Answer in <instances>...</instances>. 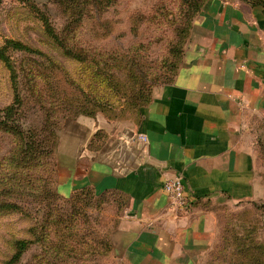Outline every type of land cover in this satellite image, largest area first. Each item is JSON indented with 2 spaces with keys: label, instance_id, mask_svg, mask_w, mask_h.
Segmentation results:
<instances>
[{
  "label": "rangeland",
  "instance_id": "rangeland-1",
  "mask_svg": "<svg viewBox=\"0 0 264 264\" xmlns=\"http://www.w3.org/2000/svg\"><path fill=\"white\" fill-rule=\"evenodd\" d=\"M207 1L0 0V111L17 98L0 115V264H121L94 242L115 210L77 194L57 153L66 137L84 140L79 122L137 120L144 98L177 78ZM239 215L264 243L252 209L224 214L203 264H236L222 248Z\"/></svg>",
  "mask_w": 264,
  "mask_h": 264
},
{
  "label": "crops",
  "instance_id": "crops-1",
  "mask_svg": "<svg viewBox=\"0 0 264 264\" xmlns=\"http://www.w3.org/2000/svg\"><path fill=\"white\" fill-rule=\"evenodd\" d=\"M250 1L208 0L177 78L137 120L79 122L84 140L66 137L57 153L69 185L121 206L108 235L113 261L203 264L224 214L264 208V0ZM174 178L184 209L162 188Z\"/></svg>",
  "mask_w": 264,
  "mask_h": 264
},
{
  "label": "trees",
  "instance_id": "trees-1",
  "mask_svg": "<svg viewBox=\"0 0 264 264\" xmlns=\"http://www.w3.org/2000/svg\"><path fill=\"white\" fill-rule=\"evenodd\" d=\"M250 2L254 3L256 2V0H251ZM16 49L21 50L22 47H19L16 45L15 47ZM0 58L2 59L3 62L6 63V59L2 56H0ZM150 98L149 96L145 97L144 100L141 102V106L142 108L145 107L146 105L149 104L150 102ZM17 102V98H15L14 103L11 105V107H8L2 111H0V115H3V118L7 117L10 113H12V111L14 110V106ZM140 113V111H138ZM138 113V114H139ZM96 137H100L98 135V133L96 134ZM33 145L35 144V146H38V142L36 143H32ZM91 189H82L79 190L77 194H83V193H88L91 192ZM94 191H92V194L94 195V199H92V201L89 203V205H94V206H102L103 204H107L106 201H109L111 207L115 210V215H117V208L118 210L121 209V206L119 205V207H117L118 205H115L112 203V200H114L115 202H117L114 197H112L111 195H101L98 196L95 193H93ZM105 202V203H104ZM264 208L263 207H257V212L258 213V217H259V221L258 224L260 226V228H262L264 230V222L261 219V214L263 212ZM239 219V225L237 226V232H234L231 234V236H228V240L227 242H225V246L222 248V252H227L228 255L230 256L232 254V256H236L238 259L236 260V264H264V243L262 242L261 237L257 236L256 233H259V229L257 227V225L255 223H251L250 220H248L246 217L240 216ZM242 217V218H241ZM234 218V217H233ZM234 220V219H233ZM235 221V220H234ZM248 223L251 225V227L248 226ZM235 230V229H234ZM254 230V231H252ZM250 232H254V235H252ZM108 235L109 233L106 231L105 233H95L94 239H95V243L98 245H104L106 251H105V255H110L111 252V248H110V244H109V240H108ZM257 237H258V241H257ZM226 237L222 238V244L224 242V239ZM231 239H234V242L231 243ZM248 241H250L248 243ZM24 245V242H18L17 243V247L20 250ZM19 252L16 254V257H18ZM6 264H11V262L6 263Z\"/></svg>",
  "mask_w": 264,
  "mask_h": 264
},
{
  "label": "built area",
  "instance_id": "built-area-1",
  "mask_svg": "<svg viewBox=\"0 0 264 264\" xmlns=\"http://www.w3.org/2000/svg\"><path fill=\"white\" fill-rule=\"evenodd\" d=\"M142 141H145V137H140ZM164 192L168 195L171 205L178 209L186 208L188 204V198L185 194L183 183L179 178L169 179L163 183L162 186Z\"/></svg>",
  "mask_w": 264,
  "mask_h": 264
},
{
  "label": "water",
  "instance_id": "water-1",
  "mask_svg": "<svg viewBox=\"0 0 264 264\" xmlns=\"http://www.w3.org/2000/svg\"><path fill=\"white\" fill-rule=\"evenodd\" d=\"M96 120H98V119H96Z\"/></svg>",
  "mask_w": 264,
  "mask_h": 264
}]
</instances>
